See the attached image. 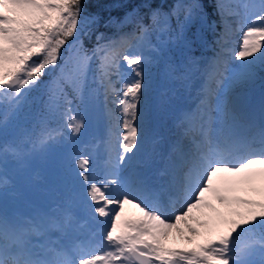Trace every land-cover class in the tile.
Masks as SVG:
<instances>
[{
    "label": "snow or ice",
    "instance_id": "6c2138e0",
    "mask_svg": "<svg viewBox=\"0 0 264 264\" xmlns=\"http://www.w3.org/2000/svg\"><path fill=\"white\" fill-rule=\"evenodd\" d=\"M194 19L213 29L218 51L153 181L133 165L158 104L149 65ZM189 65L165 60V76L187 81ZM258 79L264 0H0V136L34 92L39 106L31 149L0 143V189L9 157L23 167L30 152L77 141L89 110L99 106L109 125L106 164L74 150L81 201L70 189L51 213L0 206V264H264V93L256 104L234 90Z\"/></svg>",
    "mask_w": 264,
    "mask_h": 264
},
{
    "label": "rangeland",
    "instance_id": "374dc122",
    "mask_svg": "<svg viewBox=\"0 0 264 264\" xmlns=\"http://www.w3.org/2000/svg\"><path fill=\"white\" fill-rule=\"evenodd\" d=\"M200 22L198 27L194 29L193 35L189 36L188 33L183 34V36L176 38L173 37L168 40L164 37L166 43L164 45V50L166 55H157L154 62L149 65L151 72V90L150 94L158 101L157 107L154 111L153 118L150 122L151 133H146L143 137L142 144L147 145L145 152L148 151V147L152 142H162V144L167 145L175 139L167 138L165 131L171 132V123L165 121L163 115L161 114L162 104L165 106L172 105L175 107L173 118L181 110L193 108L198 101L192 100V102H184V99L180 98V92L174 91V87L171 86L168 91L175 95L173 104L168 102L166 99L160 101L158 94L162 93V89L166 80L163 79L165 76V60L176 66L189 65L190 58L199 57L200 63L215 56L218 51V46L216 45L214 33L207 39L202 32V26L207 25L208 30L213 29L209 27L207 22H202L200 19H194V21ZM216 24L219 25V21L216 20ZM216 31H219L217 27ZM214 32V31H213ZM159 38H156L158 40ZM154 40V43L156 42ZM231 44L229 47H231ZM235 44V43H234ZM232 60H230L229 64ZM208 63V62H207ZM239 62L236 61L235 69ZM207 65V64H206ZM204 65L203 67H205ZM190 67L193 64L189 65ZM230 67V65H229ZM232 68V66H231ZM192 69V67H191ZM202 77L203 68H202ZM195 75V70L192 69L191 75ZM190 75V76H191ZM228 73H225V83H227ZM261 81H256L254 84H243L234 85V90L238 92L246 93L249 87L256 88ZM184 84V80L182 81ZM259 91L264 92V84L258 87ZM257 102V101H256ZM259 103V101H258ZM83 114V110H82ZM13 117L9 118L11 123ZM87 128L83 130V134L77 141H71L65 139L63 141H57L52 144L45 152L39 150L35 152H30L27 156L24 166L20 167L17 162H15L11 157L7 161V167L4 169L7 173L9 179V184L6 190L0 189V206L6 207L10 212L15 211L20 214H31L36 211L51 213L61 205L66 197V193L71 189L74 190L77 201L83 199V193L75 189L73 184V176L75 173L74 166V150H79L91 156L94 162H97V166H102L106 164L109 159V133H108V121L106 116L102 113L100 107L98 106L96 110H89L86 115ZM36 132L33 126L18 129L11 136L7 138L0 139V143L7 141H19L27 149H31V145L26 143V141ZM179 134L177 132L176 136ZM165 147V149H166ZM118 149V143L113 141L111 151L114 153ZM159 156V162L157 167V175L160 176V172L163 170V156L165 153ZM140 152V151H139ZM139 152L135 159L138 158ZM105 153V154H104ZM104 154V157L102 155ZM146 154V153H145ZM134 159V160H135ZM133 165L144 163V160L134 161ZM57 166L59 172L54 174L51 172V168ZM141 165L137 168L140 169ZM150 171H146V177ZM161 179V177H159ZM156 179V180H159ZM93 227L94 225H89ZM175 245L183 246L184 242L174 241L171 242Z\"/></svg>",
    "mask_w": 264,
    "mask_h": 264
},
{
    "label": "bare ground",
    "instance_id": "6f19581e",
    "mask_svg": "<svg viewBox=\"0 0 264 264\" xmlns=\"http://www.w3.org/2000/svg\"><path fill=\"white\" fill-rule=\"evenodd\" d=\"M239 39V33L236 32L233 34L232 38H231V47L236 48L237 46V42ZM235 43V44H234ZM199 57H197L195 59V63H193L192 69L195 70V75L193 76V74L190 76L189 80L184 81V84H182L183 80H179V79H169L167 77H163L164 80H166V83L163 86L162 89V93L158 94V97L160 99V101L166 99L168 102H171L173 104V101L175 99V95L174 94H170L168 89L173 86L175 89L174 91L176 92H180V98L184 99V102H192V100H196L198 101V93H199V89L203 83V78L202 77V68L204 69V65L208 64L207 62H209V59H206L205 61H202L200 63L199 61ZM235 60H232L230 65V68L232 66L235 67ZM228 75H230V73H228ZM261 81V80H260ZM262 81L258 84V87L260 85H262ZM258 87L253 88V87H249V89L246 91V95L249 96V98H251L256 104H259L258 101H260L261 99V95L262 91L258 90ZM257 101V102H256ZM198 103V102H197ZM196 103V104H197ZM195 107V106H194ZM175 111V107H173L172 105L170 106H165L164 104H162V110H161V114L163 115V118L165 119V121L170 122L171 124V132L165 131L166 136H168L167 138H173L176 137L177 132H179V130L175 127V120L173 118V115ZM147 147V145L141 144L140 145V152L138 155V158L135 159L134 161L138 162L141 161L140 159L144 160V163L142 164H136V167H138V165L140 166V169L143 170L145 173L146 171H150V173L147 175V178L153 181H156V179H159L160 176L157 175V167H158V162H159V156L160 154L162 155V152H164V149L166 147V144H162V142H152L149 147L147 148L148 151H146V149H144V147ZM145 147V148H146ZM146 153V154H145ZM105 154V153H104ZM104 154L102 155V157H104ZM94 166H97L98 163L93 161Z\"/></svg>",
    "mask_w": 264,
    "mask_h": 264
},
{
    "label": "trees",
    "instance_id": "16d2710c",
    "mask_svg": "<svg viewBox=\"0 0 264 264\" xmlns=\"http://www.w3.org/2000/svg\"><path fill=\"white\" fill-rule=\"evenodd\" d=\"M110 2L111 0H105V3H110ZM102 11L104 12V15H107L108 10H102ZM111 11L113 15L121 14L120 10H111ZM199 23L200 22L196 20L193 23H191L188 29L186 30V33H188L189 36L190 35L192 36L194 29L198 27ZM100 31L110 32L111 30L105 29L103 26H101ZM202 32H203V35L207 39H210V37L214 33L213 30L212 31L208 30L207 25L202 26ZM94 40H95L94 35L92 36L90 40L86 38L85 39L86 46L91 47ZM45 79L46 80L50 79V77H46ZM257 81H260V79H258ZM262 83L264 84V82ZM37 98H38V93L34 92L32 94V97L29 99V101L21 108V110L16 114V116L12 118L11 123H8L7 134L0 136V139L11 136L12 133L22 128L23 126H26V127L33 126V128L37 131V124L39 121V114H38L39 106L36 103H34V100H36Z\"/></svg>",
    "mask_w": 264,
    "mask_h": 264
},
{
    "label": "water",
    "instance_id": "95a60500",
    "mask_svg": "<svg viewBox=\"0 0 264 264\" xmlns=\"http://www.w3.org/2000/svg\"><path fill=\"white\" fill-rule=\"evenodd\" d=\"M51 171L53 173H58L59 172V168L58 167H52Z\"/></svg>",
    "mask_w": 264,
    "mask_h": 264
}]
</instances>
